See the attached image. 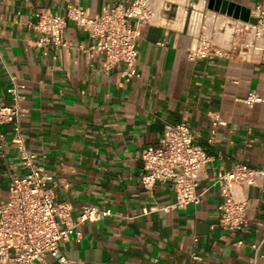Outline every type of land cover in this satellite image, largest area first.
<instances>
[{"label":"crops","instance_id":"1","mask_svg":"<svg viewBox=\"0 0 264 264\" xmlns=\"http://www.w3.org/2000/svg\"><path fill=\"white\" fill-rule=\"evenodd\" d=\"M131 1L0 0V105L14 103L12 77L25 85L22 143L14 122L0 123V201L9 195L10 173L27 171L23 145L53 174L56 199L70 202L75 216L83 205L112 210L79 224L64 242L74 264H264V175L235 189L248 199V224L236 231L218 224L219 173L241 162L264 167V40L209 0H150L156 16L139 26L134 79H126L123 61L108 67L102 54L89 53L93 38L72 21L64 45L39 42L40 9L65 13L73 3L97 13ZM231 1L252 12L264 7V0ZM202 33L222 55L191 57ZM250 91L263 100L248 105ZM182 121L209 160L201 202L176 207L171 182L143 184V153L167 123Z\"/></svg>","mask_w":264,"mask_h":264},{"label":"built area","instance_id":"2","mask_svg":"<svg viewBox=\"0 0 264 264\" xmlns=\"http://www.w3.org/2000/svg\"><path fill=\"white\" fill-rule=\"evenodd\" d=\"M252 13L258 17V23L245 21L247 28L255 38L264 40V7L258 6ZM35 15L34 27L42 33L40 43L64 45L67 42L65 28L72 21L93 38L86 50L102 54L108 67L123 61L125 77L131 80L139 75V26L150 22L156 16V9L150 0L107 3L97 13L82 5L69 3L65 13L40 9ZM223 52L203 33L190 49L192 58H211ZM24 86L12 77L7 92L14 103L0 105V123L14 122L18 143H22L20 117ZM262 100L255 91H250L245 98L248 105ZM212 123L217 126L221 121L216 118ZM19 150L27 171L22 175L10 173L9 195L0 201V264H74L63 253L64 242L73 233L79 234V224L96 221L112 214V210L83 205L75 216L70 202L56 199L51 185L54 176L36 162L37 155L23 145ZM208 160V153L196 142L195 132L187 122L167 123L159 143L148 146L143 153L145 172L142 182L150 188L157 182L169 181L176 193L173 206L197 204L204 195V190L199 188L200 177ZM260 175H264V167L244 162L236 164L232 170L219 173L218 180L222 183L224 194L223 201L218 205V224L221 228L236 231L248 224V199L238 196L235 189L254 184ZM254 247L258 245L254 244ZM51 258L57 262L53 263Z\"/></svg>","mask_w":264,"mask_h":264},{"label":"water","instance_id":"3","mask_svg":"<svg viewBox=\"0 0 264 264\" xmlns=\"http://www.w3.org/2000/svg\"><path fill=\"white\" fill-rule=\"evenodd\" d=\"M209 7L216 11L227 13L253 24L258 23V17L252 13V9L231 0H209Z\"/></svg>","mask_w":264,"mask_h":264}]
</instances>
